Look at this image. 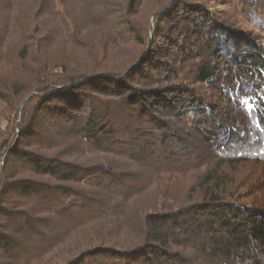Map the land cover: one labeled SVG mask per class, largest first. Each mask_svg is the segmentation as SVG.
<instances>
[{"label":"trees","instance_id":"obj_1","mask_svg":"<svg viewBox=\"0 0 264 264\" xmlns=\"http://www.w3.org/2000/svg\"><path fill=\"white\" fill-rule=\"evenodd\" d=\"M0 264H264V0H0Z\"/></svg>","mask_w":264,"mask_h":264}]
</instances>
